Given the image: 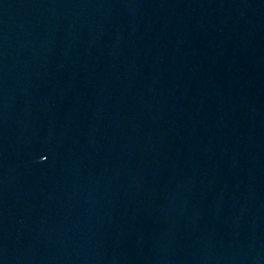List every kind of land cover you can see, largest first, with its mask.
Listing matches in <instances>:
<instances>
[{
	"label": "water",
	"instance_id": "obj_1",
	"mask_svg": "<svg viewBox=\"0 0 264 264\" xmlns=\"http://www.w3.org/2000/svg\"><path fill=\"white\" fill-rule=\"evenodd\" d=\"M0 264H264V0H0Z\"/></svg>",
	"mask_w": 264,
	"mask_h": 264
}]
</instances>
